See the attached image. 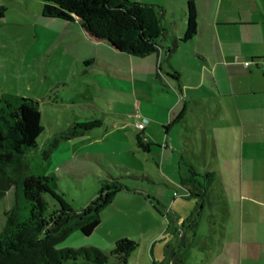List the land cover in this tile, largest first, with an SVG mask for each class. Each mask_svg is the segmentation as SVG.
Here are the masks:
<instances>
[{
  "label": "rangeland",
  "instance_id": "rangeland-1",
  "mask_svg": "<svg viewBox=\"0 0 264 264\" xmlns=\"http://www.w3.org/2000/svg\"><path fill=\"white\" fill-rule=\"evenodd\" d=\"M19 1L23 4L17 8L5 10V18L0 17V91L36 99L58 95L55 103L48 101L42 103L41 110L47 131L39 138V142L43 143L48 133H51L49 132L50 125L60 122L64 125L72 124L75 127L84 126L86 129L82 131L91 136L94 134L95 137L101 136L107 127L124 126L125 128L117 131L114 137L102 145L92 143L96 138L91 142L75 145L72 150L74 154H77L75 159L67 160V157L56 160L53 157L47 159L44 156L45 152L42 151H32L28 154L27 160L32 174L52 176V170L57 169L62 180L61 188L57 191L61 198L60 202L51 194L45 195L48 215L60 209L62 204L76 212L87 209L93 201L98 199L103 188L104 182L102 181L110 180L111 173H115L117 178L121 177V181L128 187V190L117 193L116 195L119 196L102 210V223L92 235L85 236L80 231H75L58 247L60 249L96 247L110 255L115 242L127 238L139 245L131 253L127 264H161L177 258L181 264H208L212 253L219 248L220 232H223L219 225L209 220L211 215L204 212V216H200L199 211L193 214L195 203L192 200L187 201L182 197L175 201L174 191L166 185H136L138 182L129 180L131 178H128L125 172L119 167H114L121 163L127 164L134 170H146L156 180L160 176H166L170 182L179 185L173 180L180 174L178 163L182 162L184 169H186L185 161H187L186 164L193 162L199 168L200 158L204 153L203 131L198 125L199 122L192 120L193 116H191L192 114L197 115V110L202 108V102L193 101L191 92L181 93L180 90H175L173 95L166 96L156 90L154 82L148 77L143 78V83L136 82L137 96L140 100L161 106L158 119H149L148 134L154 136L156 128L163 125V122H166V127L173 125L170 147L164 152L157 148L151 152L148 147L139 146L136 144L137 133L133 130L132 122L125 119L131 115L137 97L132 94L126 95L116 88L115 79L117 77L109 76L105 67L93 64L88 73L81 71L82 59L80 58L92 53L94 57L103 55L111 59L107 53L103 49L91 48L79 40L76 27L71 26L64 29L56 21L43 20L39 17V11L35 6L34 11L26 10L28 8L26 0ZM129 1L147 4L146 1L149 0ZM181 5L175 0L169 1L168 13H161L164 28H167L166 25L171 28L172 24L178 22L175 18L176 8ZM155 7L162 12L161 7ZM38 25L51 29L56 36L50 48L26 63L23 54L33 40L31 37L40 36L48 39ZM190 47H193L192 44ZM182 53V51L174 53L173 59L177 70L183 72L184 81H187V71L182 67L185 55ZM179 59L181 65L177 64ZM242 64H245L244 61ZM166 65L169 68V64L166 63ZM187 67L190 68L186 65ZM193 68L199 74V68L196 65H193ZM101 75L104 76L105 83L101 82L99 78L102 77ZM123 78L126 79L127 75H123ZM188 80L194 82L191 78ZM57 84L59 88L50 93V89ZM210 92L212 88L207 84L200 91L194 89L193 95L203 96L206 102L210 98ZM89 97L96 100L95 107L88 105ZM127 97L129 99L125 100ZM179 131L183 134L181 140L177 135ZM193 131L199 134L198 146L196 134ZM137 132L141 131L137 130ZM186 136L192 139L193 144L188 143ZM143 144L147 145L148 142L143 140ZM187 144H190V150L194 155L185 153ZM173 148L179 150L175 151ZM55 155L58 156V154ZM211 157L212 154L205 155L206 165H210ZM97 161L108 165L112 171L102 170ZM136 172L135 174H139L138 171ZM94 174L102 177L98 179L94 177ZM13 176L16 184L12 185L0 200V231L6 221L5 212L13 207L20 196L19 174L14 173ZM134 186L137 189L133 188ZM138 188L141 189L138 190ZM176 212L180 216L179 220L183 221L182 225L188 220V225H193L187 229L189 231L185 240L182 238L183 233L187 231L184 228L177 239ZM214 220L217 219L213 218ZM108 264L120 263L114 256H111Z\"/></svg>",
  "mask_w": 264,
  "mask_h": 264
},
{
  "label": "crops",
  "instance_id": "crops-1",
  "mask_svg": "<svg viewBox=\"0 0 264 264\" xmlns=\"http://www.w3.org/2000/svg\"><path fill=\"white\" fill-rule=\"evenodd\" d=\"M33 1L26 0V5H28L26 10L32 11L35 6L41 19L56 21L64 29L71 26L76 27L79 40L91 48L103 49L111 58L100 53L98 54L101 56L94 57L90 53L80 58L82 59L81 71L88 73L93 64L105 67L109 76L117 77L115 79L116 88L122 90L126 95L132 94L137 97L130 118H125L128 122H132L133 130H136V144H138L137 137L141 134V132H137L135 126L136 113L142 114L146 119V132L142 133L141 138L142 141L144 137L149 138L147 147L151 152L156 148L162 152L169 148L173 131L172 124L170 128L165 126L166 122H163V125L156 128L154 136L148 134L149 119H158L161 106L140 100L137 96L136 82L143 83V78L148 77L154 82L156 90L166 96H171L175 90H180L181 93L191 92L193 101L202 102V108L197 110V115H191L194 118L192 120L199 122L198 125L204 136V153L200 158V167L195 166L193 162L186 164L187 161H185L186 169H184L182 168L183 163H178L180 174L173 180L179 185L170 182L166 176H160L156 180L151 174L149 175L152 183L136 181L138 182L136 185L161 184L168 186L174 192L178 190L180 193H184L176 188L183 185L191 187L186 183L191 179V171L197 173L193 180H197L198 184L203 182L201 175L213 174L214 181L202 199L195 195L190 198L184 197L185 200H192L195 203L193 214L199 211L200 216H204L205 212V214L211 215L209 220L212 223L223 229V232H220L219 248L212 253L208 264H264V0H194L197 8L198 31L193 40L187 43H180V39L186 29V10L189 0H175L182 4L176 8L175 18L178 22L172 24L171 28L165 26L167 27L165 28L166 33L159 41L158 53L146 57L116 52L105 43L95 42L86 36L76 22L44 16L42 3L39 0ZM169 1L149 0L146 3L161 7L162 13H165L168 11ZM21 4L23 3L19 0H0V7H4L5 10L17 8ZM1 18H5V15ZM162 25L164 26L163 23ZM38 27L44 31L48 39H43L40 36L31 37L33 40L28 44V48L24 52L25 55L23 54L26 63L35 58L37 54L50 48L53 39H55L56 34L51 29L39 25ZM174 43L178 44L176 49H173ZM190 44L193 47H190ZM181 51L185 55L182 67L187 71V81H184L183 72L177 70L176 62L173 59V54ZM249 60L252 62L250 65L242 64L243 61L245 63ZM166 63L169 64V68ZM177 64L181 65L180 59ZM186 65L190 68L187 67V69ZM193 65L199 68V74ZM125 74L127 75L126 79L123 78ZM101 76L99 77L101 82L105 83L104 76ZM190 78L194 82L188 80ZM207 84L211 86L212 92H210V98L205 102L203 96L197 97L193 95V92L194 89L200 91ZM58 88L59 84L55 85L50 89V93ZM57 97L58 95H55L37 100L40 101L42 107V103L45 101L55 103ZM128 97L125 100H128ZM96 104V100L89 97L88 105L95 107ZM41 114L45 127L42 134L44 135L47 126L43 120L42 110ZM50 126L49 132L51 133H48L43 143H40V148L37 151L50 150L52 152L47 159L53 157L55 160L61 157H67V160L75 159L77 154L72 152L75 145L91 142L94 138L96 139L92 143L102 145L114 137L117 131L124 128V126L107 127L108 130L106 129L101 136L95 137L94 134L87 135L82 131L85 129L72 124L64 125L60 122ZM193 132L196 134L198 146L199 134L196 131ZM177 135L180 140L183 138L181 131ZM185 139L188 143L193 144L192 139L187 136ZM189 145L187 144L185 153L194 155ZM173 150L178 151L179 149L173 148ZM208 154H212L210 165L205 163V155ZM97 163L102 170L109 167L98 161ZM157 165L160 166L158 162ZM120 166L132 169L122 163L114 167ZM135 170L147 172L146 170ZM52 173V176H55L61 184L62 180L58 170L53 169ZM94 175V177H102L99 174ZM140 189L138 188V190ZM199 191L196 190V194H200ZM117 196L119 195H115L113 200ZM174 199L176 201L178 198L174 197ZM176 215L175 231L178 239L183 232L182 228L187 230L193 225H188L189 220L182 225L183 221L179 220L180 216L177 212ZM213 218L217 220L213 221ZM188 231L183 233V240L186 239ZM161 264H181V262L177 258Z\"/></svg>",
  "mask_w": 264,
  "mask_h": 264
},
{
  "label": "trees",
  "instance_id": "trees-1",
  "mask_svg": "<svg viewBox=\"0 0 264 264\" xmlns=\"http://www.w3.org/2000/svg\"><path fill=\"white\" fill-rule=\"evenodd\" d=\"M42 13L49 18L76 22L87 37L102 42L114 51L132 56L146 57L158 53L159 41L166 29L161 22V13L155 6L134 3L129 0H39ZM5 8L0 7V17ZM197 8L194 0L187 2L186 29L180 43H187L197 34ZM178 47L173 44V49ZM80 128L86 129L84 126ZM45 127L42 123L39 100L0 91V200L12 185L13 174L20 177V196L13 207L5 212V224L0 231V264H108L114 256L120 264H127L138 244L123 238L115 242L111 254L96 247L60 249L59 244L75 232L92 235L101 224V212L115 195L128 190L121 177L110 174L103 180L98 199L80 212L69 210L63 204L48 215L46 194L61 201L57 191L61 184L55 176H38L30 172L27 156L40 148L39 138ZM138 135V145L143 144ZM52 151L45 152V158ZM106 170L112 171L109 167ZM129 180L152 183L147 172L120 166ZM197 173L191 171V179L176 189L184 191L186 198L193 195L202 199L214 181V175H201L203 182L193 180ZM97 177V176H96ZM99 179V176H98ZM104 179V178H103ZM200 190V194H196Z\"/></svg>",
  "mask_w": 264,
  "mask_h": 264
},
{
  "label": "built area",
  "instance_id": "built-area-1",
  "mask_svg": "<svg viewBox=\"0 0 264 264\" xmlns=\"http://www.w3.org/2000/svg\"><path fill=\"white\" fill-rule=\"evenodd\" d=\"M251 63L252 62L247 61V62H245V65L248 66ZM135 119H136V123H135L136 129L141 131V133H143L145 131V128H146V119L140 113H136ZM143 140L145 142H149V138L148 137H144ZM186 196H187V194L180 193L178 190H175V192H174V197L175 198L186 197Z\"/></svg>",
  "mask_w": 264,
  "mask_h": 264
}]
</instances>
